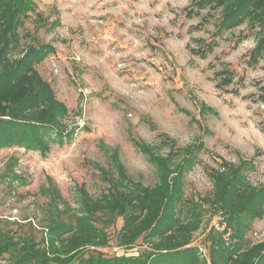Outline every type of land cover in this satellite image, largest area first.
Returning <instances> with one entry per match:
<instances>
[{"label":"rangeland","instance_id":"1","mask_svg":"<svg viewBox=\"0 0 264 264\" xmlns=\"http://www.w3.org/2000/svg\"><path fill=\"white\" fill-rule=\"evenodd\" d=\"M33 2L35 11L19 29L11 57L29 47L54 48L35 69L66 106L62 123L72 136L46 154L17 145L0 149V238L40 243L43 226L56 214L51 196L42 191L49 183L57 192L55 205L67 211L63 219L81 211L83 193L89 202L99 201L109 191V178L121 183L114 153L130 180L154 186L157 168L139 145L148 146L153 157L191 152L186 198L212 192L208 172L221 159H251L250 182L264 183V102L258 98L264 57L249 63L262 35L257 23L219 28L223 7L199 8L196 0ZM229 75L231 83L223 85ZM212 211L205 208L191 239L206 259L205 234L218 225ZM106 219L99 213L91 218L109 237L96 251L137 256L150 249L142 237L130 248L118 247L122 219ZM246 241L264 242V216L252 222ZM9 256L2 254L0 264H13Z\"/></svg>","mask_w":264,"mask_h":264},{"label":"trees","instance_id":"2","mask_svg":"<svg viewBox=\"0 0 264 264\" xmlns=\"http://www.w3.org/2000/svg\"><path fill=\"white\" fill-rule=\"evenodd\" d=\"M195 4L199 8L223 7L219 28L236 27L246 21L257 23L262 35L250 52L249 63L264 57V0H196ZM34 11L33 0H0V149L17 145L46 154L51 145L69 141L72 133L62 123L68 114L66 106L55 98L50 85L35 69L54 48L49 44L29 47L20 57H11L19 29L28 13ZM231 80L229 75L222 83L228 85ZM258 98L264 102V91ZM201 109L209 111L203 103ZM137 148L157 168L154 186L130 180L114 153L112 163L119 184L124 185L122 190L111 177L107 194L97 202H89L83 193L81 211L63 219L61 213L67 211L61 212L55 205L53 195L57 192L49 183L42 191L51 196L50 204L56 214L43 226L46 236L40 243L33 239L20 243L2 236L0 256L8 253L13 264H264V242L249 245L246 241L252 222L264 216V183L250 182L251 159H221L217 168L208 172L212 192L186 198L184 175L194 163L191 152L186 151L187 156L169 154L161 158L153 157L145 144ZM15 178L25 182L21 177ZM205 208L213 210V217L218 216L217 227L210 226L204 237L207 259L191 245ZM96 213L107 217L104 222L109 224L115 218L122 219L116 235L118 247L130 248L142 237L150 249L137 256L108 257L96 251L109 242L105 231L91 220ZM88 246V252L77 250Z\"/></svg>","mask_w":264,"mask_h":264}]
</instances>
